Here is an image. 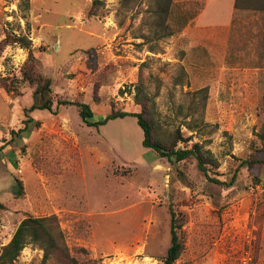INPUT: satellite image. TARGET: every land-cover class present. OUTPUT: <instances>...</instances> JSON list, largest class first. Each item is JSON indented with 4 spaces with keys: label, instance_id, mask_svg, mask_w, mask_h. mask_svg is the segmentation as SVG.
<instances>
[{
    "label": "rangeland",
    "instance_id": "374dc122",
    "mask_svg": "<svg viewBox=\"0 0 264 264\" xmlns=\"http://www.w3.org/2000/svg\"><path fill=\"white\" fill-rule=\"evenodd\" d=\"M150 2L0 0V248L26 215L53 214L79 264H162L172 208L176 264H264V165H240L264 158V12L173 0L162 23ZM44 78L52 110L28 112L39 123L24 129ZM57 99L89 104L94 119L143 110L159 138L197 143L208 174L234 183L209 180L192 156L157 157L133 116L90 127ZM41 259L27 245L16 264Z\"/></svg>",
    "mask_w": 264,
    "mask_h": 264
},
{
    "label": "trees",
    "instance_id": "16d2710c",
    "mask_svg": "<svg viewBox=\"0 0 264 264\" xmlns=\"http://www.w3.org/2000/svg\"><path fill=\"white\" fill-rule=\"evenodd\" d=\"M130 0H126L128 2ZM150 5L153 7L152 13L161 19L162 23H165L172 17L173 0H150ZM233 6L235 9L254 10L264 12V0H234ZM194 14H184L180 21L177 23V27L181 28L187 20L193 18ZM4 43H17L20 47L28 49L30 51L31 42L24 36L9 35L6 34L3 39ZM31 56V53H29ZM137 92L134 95L135 101L138 104H142L143 98L139 96V85H136ZM50 92V79L44 78L42 84L33 93V102L28 109L24 110L25 123L24 129H29V124L34 122L38 125V121L29 116L28 112L35 109H47L52 110L53 100L49 96ZM57 105H74L78 109V114L81 120L90 127H98L105 124L108 120L116 117L133 116L136 118L138 125L142 129V145L145 148L154 150L157 157L166 158L172 164H177L184 159L192 156L197 161V166L201 172L211 181L218 184L231 185L234 183L235 176L233 175L228 182L222 181L216 177L208 174L206 168L207 158H205L201 152L199 145L196 143L191 148L180 147L177 144L180 141H186L180 134L174 136L172 143L165 142L162 138H159L158 127L152 120H148L143 113L132 111H116L110 112L106 115L100 116L99 119H94V113L89 104L81 101H74L68 99H57ZM189 129L192 126L188 124ZM22 130V129H21ZM241 166L246 165L248 168H252L254 165H264V158H247L241 161ZM17 185L19 186V182ZM170 244L166 249L165 255L161 257L162 264H176V260L179 258L183 243L179 237L178 229L181 227L179 219L175 211L170 208ZM27 245H34L42 250V264H79L77 258L73 256L67 246L63 231L60 229L58 220L55 215L45 216H33L26 215L15 227L9 241L2 245L0 248V264H16L17 258L21 251ZM85 250L78 248L77 251ZM89 264H98L95 259H88Z\"/></svg>",
    "mask_w": 264,
    "mask_h": 264
},
{
    "label": "crops",
    "instance_id": "0c3cea01",
    "mask_svg": "<svg viewBox=\"0 0 264 264\" xmlns=\"http://www.w3.org/2000/svg\"><path fill=\"white\" fill-rule=\"evenodd\" d=\"M204 8H205V7H204ZM203 10H204V9L202 8V10H201V11L198 13V15L196 16L195 19H196L197 22H198V19H199L200 14H201V12H202ZM195 19H194V20H195Z\"/></svg>",
    "mask_w": 264,
    "mask_h": 264
}]
</instances>
